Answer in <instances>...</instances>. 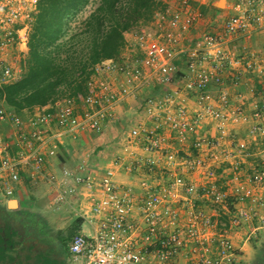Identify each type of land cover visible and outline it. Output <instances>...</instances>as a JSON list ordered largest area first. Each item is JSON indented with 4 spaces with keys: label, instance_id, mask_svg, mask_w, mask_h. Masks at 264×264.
Wrapping results in <instances>:
<instances>
[{
    "label": "built area",
    "instance_id": "obj_1",
    "mask_svg": "<svg viewBox=\"0 0 264 264\" xmlns=\"http://www.w3.org/2000/svg\"><path fill=\"white\" fill-rule=\"evenodd\" d=\"M37 1L0 0V84L22 74L21 46ZM180 4L157 11L125 36L118 56L96 63L85 94L36 106L26 117L0 102L2 200L24 174L56 182L47 167L68 138L103 134L121 122L126 103L164 88L144 95L143 116L122 137L130 156L137 149L143 155L134 162L117 156L99 175L84 165L82 173L64 170L75 185L58 192L57 208L85 187L89 212L78 213L93 228L74 234L67 264H238L244 248L236 238L249 226V236L264 230V223L254 224L264 221V104L229 85L239 84L243 65H253L242 64L246 57L229 42L264 27V0H237L220 30H205L192 44L183 42L203 12L191 0ZM181 57L186 68L173 83ZM119 165L165 175L140 179L137 193L117 180Z\"/></svg>",
    "mask_w": 264,
    "mask_h": 264
},
{
    "label": "crops",
    "instance_id": "obj_2",
    "mask_svg": "<svg viewBox=\"0 0 264 264\" xmlns=\"http://www.w3.org/2000/svg\"><path fill=\"white\" fill-rule=\"evenodd\" d=\"M216 1L191 0L193 6L203 12V17L188 33L183 44H192L205 30H220L224 20L235 11L233 5L237 0H226L223 7L216 5ZM166 6L179 8L180 0H164L163 8ZM129 33L127 32L125 36ZM229 46L236 54L246 57L242 64L247 60L253 63L251 67L245 69L244 65L242 66L243 74L239 84L236 86L229 84L232 92H243L248 100L256 99L264 104V27L254 30L249 36L236 35L229 42ZM21 47L24 55L28 47L27 45ZM181 70L184 71L185 68ZM211 87L213 90L219 89L217 85ZM20 115L26 117L29 111ZM104 134L82 132L77 138H68L57 156L50 159L47 167L48 171L55 174L56 182L32 180L24 174L21 181L15 184L13 195L0 200L1 205L3 201L9 204L10 199H15V207L9 208L8 205L5 208L15 210V225H19L23 231L20 235L16 232L10 233L8 230L0 232V264H67L69 245L74 234L93 233L92 226L78 213L89 212L90 202L85 187L78 186L75 193L69 196L70 201L57 208L55 201L58 192L66 186L75 185L74 179L66 176L64 170L82 173L83 170L79 168L84 165L88 172L99 175L117 156L124 161L134 162L136 156L145 153L137 149L138 155L130 156L123 146L118 147L121 145L119 138L113 140V136L109 138ZM158 173L159 171L147 166H140L132 172L119 165L116 176L122 185L132 186L135 192L140 193L139 180L142 178L154 180L153 178L159 176ZM65 179H68L69 183H65ZM2 221L0 218V222ZM238 237L237 244L247 248L249 240L247 230L242 231ZM180 261H184V258L181 257Z\"/></svg>",
    "mask_w": 264,
    "mask_h": 264
},
{
    "label": "trees",
    "instance_id": "obj_3",
    "mask_svg": "<svg viewBox=\"0 0 264 264\" xmlns=\"http://www.w3.org/2000/svg\"><path fill=\"white\" fill-rule=\"evenodd\" d=\"M162 8L157 0H38L22 74L0 84V102L23 114L85 94L95 64L118 56L125 34L151 23ZM177 63L186 67L184 57Z\"/></svg>",
    "mask_w": 264,
    "mask_h": 264
},
{
    "label": "rangeland",
    "instance_id": "obj_4",
    "mask_svg": "<svg viewBox=\"0 0 264 264\" xmlns=\"http://www.w3.org/2000/svg\"><path fill=\"white\" fill-rule=\"evenodd\" d=\"M90 7L91 6H89L84 11V15L90 11V9H91ZM12 52L15 53V50L10 49V52H9L10 55ZM178 66H179L180 70L182 68H186V67H184V63H180ZM179 77H180V75L177 73L174 76L173 83L178 81L180 79ZM163 90H164L163 86H157V87L151 88V90H145L143 92V94L137 100H133L131 102L129 101L128 103H126V106H125L124 112H123V119L121 120V122L114 124L113 126L107 128L104 132L105 134L104 133L103 134L105 136L107 135L109 138H112L111 136H113V140H119L120 139L121 145H118V147H121L122 146V143H121L122 137L125 135L127 128L137 118H140L143 116L141 103L143 102L144 95L146 93H149V92L151 94H158V93L162 92ZM94 136H95V134H94ZM158 175L159 176H157L156 178H153V179L160 180L161 179L160 176L165 175V174L163 172L162 173L159 172ZM164 177H166V176H164ZM158 178H160V179H158ZM13 201H15V199H10L9 204H7L6 201H3L1 203V205H3L4 207H6V206L8 207V205H9V208L15 207V204H12V203H15ZM201 204L204 206L206 203L201 202ZM51 213H52V211L49 212V214H51ZM258 223L263 225L262 223H264V221H259V222L254 221V224H258ZM244 230H247V235H249V233H248L250 231L249 228L248 229L245 228ZM259 230H261V232ZM259 230H257L256 235L251 234L249 236V240H248L247 245H246L247 248H244V250L241 252L239 260H238V264H264V230L262 228Z\"/></svg>",
    "mask_w": 264,
    "mask_h": 264
},
{
    "label": "flooded vegetation",
    "instance_id": "obj_5",
    "mask_svg": "<svg viewBox=\"0 0 264 264\" xmlns=\"http://www.w3.org/2000/svg\"><path fill=\"white\" fill-rule=\"evenodd\" d=\"M0 218L3 219L0 222V232H4V230H8L11 232H16L19 235L23 233L22 229L19 225H15V210L7 209L0 205Z\"/></svg>",
    "mask_w": 264,
    "mask_h": 264
},
{
    "label": "water",
    "instance_id": "obj_6",
    "mask_svg": "<svg viewBox=\"0 0 264 264\" xmlns=\"http://www.w3.org/2000/svg\"><path fill=\"white\" fill-rule=\"evenodd\" d=\"M225 1L226 0H217L216 5H218L219 7H223L225 5ZM13 202H15V201H13Z\"/></svg>",
    "mask_w": 264,
    "mask_h": 264
},
{
    "label": "bare ground",
    "instance_id": "obj_7",
    "mask_svg": "<svg viewBox=\"0 0 264 264\" xmlns=\"http://www.w3.org/2000/svg\"><path fill=\"white\" fill-rule=\"evenodd\" d=\"M12 204H14V203H12Z\"/></svg>",
    "mask_w": 264,
    "mask_h": 264
}]
</instances>
